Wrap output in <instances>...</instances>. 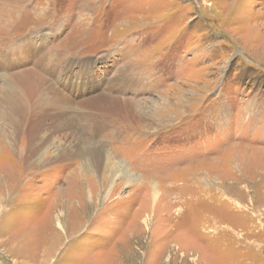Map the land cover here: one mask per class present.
<instances>
[{
    "label": "rangeland",
    "instance_id": "rangeland-1",
    "mask_svg": "<svg viewBox=\"0 0 264 264\" xmlns=\"http://www.w3.org/2000/svg\"><path fill=\"white\" fill-rule=\"evenodd\" d=\"M0 3L3 68L71 101L14 140L57 163L0 142V264H264V0Z\"/></svg>",
    "mask_w": 264,
    "mask_h": 264
},
{
    "label": "bare ground",
    "instance_id": "bare-ground-1",
    "mask_svg": "<svg viewBox=\"0 0 264 264\" xmlns=\"http://www.w3.org/2000/svg\"><path fill=\"white\" fill-rule=\"evenodd\" d=\"M1 1H4L5 4L7 3L10 5H16L19 2V0ZM5 25L6 20L0 19V44L3 41L4 43L7 42L10 38L8 27H6ZM5 56L6 54L4 55V53L0 49V76L2 75V72L8 73V75L4 74L3 76H1L3 85L0 87V126L2 127L1 132L3 133L0 134V142L2 140L8 139L11 146L14 148V151L21 159V164L25 167H38L40 169L46 168L51 164L57 163V161H59L58 157L57 160H55L54 158H52L51 160H46L44 159V155L40 157L38 150H34L26 155V153L21 152V148L17 146L16 141L14 140L26 134L28 135V141L30 145L34 146L37 144L48 146L50 144V141H52V134L49 133V131H51L50 129L52 124H46V120L48 121L52 116H50L49 118L46 117L49 116L52 109H62L61 98L63 97H60L58 92H54V90L50 89L49 80L41 77L37 68L17 71L19 72V74L16 72H8L10 71V68H3L2 66L4 61L3 58H5ZM8 61L9 59L8 57H6L5 62L8 63ZM38 61H40V63H38L36 67L41 66L42 58L38 59ZM129 83L130 81L127 80L126 85ZM65 101L67 102V104L65 105L66 109H62L65 112L63 117L66 116V114L68 115L70 113V109L68 108V106H70L71 101L68 98L65 99ZM79 106L82 107L80 104ZM35 117H39L42 119L41 121H39L41 123V126H35L34 122H30V126L26 127L25 122L29 118ZM49 135V138L46 137ZM43 136L45 138H43ZM85 159H87L89 164L93 165L96 158L94 159L92 157L93 164L90 162V160H88V158ZM84 165L86 169H90L91 167V165H86L85 162Z\"/></svg>",
    "mask_w": 264,
    "mask_h": 264
}]
</instances>
